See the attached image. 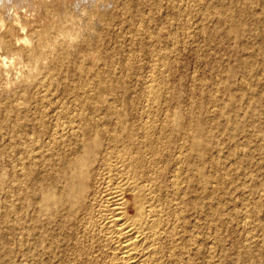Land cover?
Instances as JSON below:
<instances>
[{
	"label": "bare ground",
	"instance_id": "bare-ground-1",
	"mask_svg": "<svg viewBox=\"0 0 264 264\" xmlns=\"http://www.w3.org/2000/svg\"><path fill=\"white\" fill-rule=\"evenodd\" d=\"M92 6L93 0H0V137L3 130L10 133L8 148L28 160L19 165L28 175L40 176L36 167L48 171L39 212L50 224L60 217L50 241L57 244L63 234L73 264L190 262L192 215L214 222L211 234L219 242L224 234L223 202L213 197L224 181L207 175L204 166L210 139L190 135L192 125L204 132L205 122L166 131L167 117L157 118L168 99L164 75L174 48L149 51L151 65L140 88L125 87V73L140 62L131 50L124 64L103 56L95 68L81 67L87 75L79 81L67 80L75 38L64 26L79 25L83 35L90 31L89 16L92 24H112L111 16ZM143 9L138 21L147 33L152 17ZM57 30L69 39L60 49L52 46L61 40ZM230 32L238 34V28ZM154 37L147 34L150 47L157 45ZM4 92L10 95L3 98ZM1 146L0 154L7 153Z\"/></svg>",
	"mask_w": 264,
	"mask_h": 264
},
{
	"label": "rangeland",
	"instance_id": "rangeland-1",
	"mask_svg": "<svg viewBox=\"0 0 264 264\" xmlns=\"http://www.w3.org/2000/svg\"><path fill=\"white\" fill-rule=\"evenodd\" d=\"M101 1L106 6L99 7ZM263 5L264 0H93L91 10L111 16V25L101 21L92 24L89 16L90 31L83 35L79 25L63 28L75 38L67 59L71 67L69 82L79 81L86 74L81 67L95 68L103 56L124 64L131 50L139 55L140 62L125 73V87L140 88L151 65L152 50H175L171 70L164 75L168 99L157 118L167 117L168 122L162 126L166 131L204 120V132L194 130L192 125L190 135L210 139L204 166L207 175L222 176L224 181L223 190L213 196L223 202L220 210L224 221L219 228L224 234L219 242L211 234L214 222L192 215L195 236H191L188 250L194 258L190 262L176 260L174 264H264ZM144 6L152 17L144 27L147 33H142L138 21ZM235 26L238 34L230 32ZM135 29H141L140 34ZM60 30L56 33L60 42L52 45L60 46L59 49L69 43V39L61 38ZM149 32L157 45H147ZM5 78L2 75V80ZM8 95L4 92L3 98ZM132 100L135 102L133 97ZM9 137L10 133L3 130L0 146H6L7 153L0 154V257L4 260L0 259V264H73L63 234L58 233L57 244L50 241L60 217L50 224L47 215L39 212L43 199L40 187L47 185L48 171L36 167L40 172L36 177L38 173L30 176L21 170L19 165L28 160L8 148ZM215 186L210 185L209 190H216ZM212 205L218 206L215 200Z\"/></svg>",
	"mask_w": 264,
	"mask_h": 264
}]
</instances>
